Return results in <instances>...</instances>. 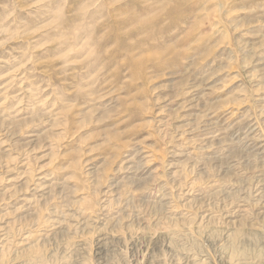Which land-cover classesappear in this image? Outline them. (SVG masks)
<instances>
[{
  "label": "rangeland",
  "instance_id": "rangeland-1",
  "mask_svg": "<svg viewBox=\"0 0 264 264\" xmlns=\"http://www.w3.org/2000/svg\"><path fill=\"white\" fill-rule=\"evenodd\" d=\"M0 264H264V0H0Z\"/></svg>",
  "mask_w": 264,
  "mask_h": 264
}]
</instances>
